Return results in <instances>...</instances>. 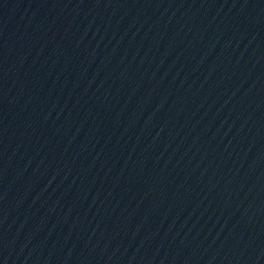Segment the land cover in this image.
Masks as SVG:
<instances>
[{
    "label": "water",
    "instance_id": "water-1",
    "mask_svg": "<svg viewBox=\"0 0 264 264\" xmlns=\"http://www.w3.org/2000/svg\"><path fill=\"white\" fill-rule=\"evenodd\" d=\"M0 264H264V0H0Z\"/></svg>",
    "mask_w": 264,
    "mask_h": 264
}]
</instances>
